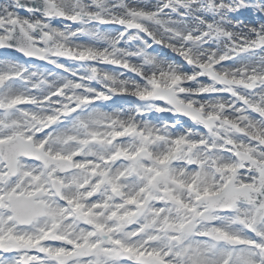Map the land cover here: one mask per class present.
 Returning <instances> with one entry per match:
<instances>
[{
    "label": "snow or ice",
    "instance_id": "snow-or-ice-1",
    "mask_svg": "<svg viewBox=\"0 0 264 264\" xmlns=\"http://www.w3.org/2000/svg\"><path fill=\"white\" fill-rule=\"evenodd\" d=\"M0 50V264H264V0H3Z\"/></svg>",
    "mask_w": 264,
    "mask_h": 264
},
{
    "label": "rangeland",
    "instance_id": "rangeland-1",
    "mask_svg": "<svg viewBox=\"0 0 264 264\" xmlns=\"http://www.w3.org/2000/svg\"><path fill=\"white\" fill-rule=\"evenodd\" d=\"M244 16H241V19L243 18ZM5 55H13V56H18V54L17 53H14V52H11V51H9V52H5L4 50H0V57H2V56H5ZM175 56V54H173L172 56H169V57H174ZM37 63H39V62H37ZM71 63V62H70ZM134 99V98H133ZM130 100V101H129ZM129 100H125V99H122V98H120L119 96H114L113 98H112V100L111 101H108V102H104L105 104H108V105H110V106H112V107H120V106H123V104H124V102L126 103V102H128V103H130V104H134L135 103V100H132V98L131 99H129ZM125 107V106H124ZM158 115L160 116V119L161 120H173V119H175V117L172 115V114H170V113H158ZM184 121H187V118H182Z\"/></svg>",
    "mask_w": 264,
    "mask_h": 264
},
{
    "label": "bare ground",
    "instance_id": "bare-ground-1",
    "mask_svg": "<svg viewBox=\"0 0 264 264\" xmlns=\"http://www.w3.org/2000/svg\"><path fill=\"white\" fill-rule=\"evenodd\" d=\"M0 2H3V0H0ZM242 16H244L242 19L245 20V21L252 20V21L259 22L261 20L260 15L257 12H255V11H251V12L245 11ZM161 51L163 53H165L167 56H172L174 54V53H172L170 50H168L166 48L161 49V48L157 47V52L160 53ZM119 97L122 98V99H125V100H129L131 98H132V100H135V98L133 99V97H131V96H119ZM130 105H132V104H130L128 102H126V103L124 102V104H123V106H125V107L130 106ZM152 118L153 119H157V118L160 119V116L158 115V113H156V114H154L152 116ZM184 122H187V121H184Z\"/></svg>",
    "mask_w": 264,
    "mask_h": 264
}]
</instances>
